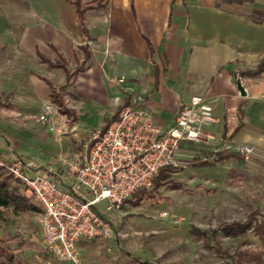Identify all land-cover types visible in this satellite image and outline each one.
Instances as JSON below:
<instances>
[{
    "label": "crops",
    "instance_id": "1",
    "mask_svg": "<svg viewBox=\"0 0 264 264\" xmlns=\"http://www.w3.org/2000/svg\"><path fill=\"white\" fill-rule=\"evenodd\" d=\"M81 4L93 7L82 16L77 0H0V161L23 162L29 175L47 173L68 188L70 164L83 161L92 131L115 119L124 102L138 97L168 127L183 102L202 94L217 118L208 129L251 145L253 154L246 161L216 151V143L183 142L182 169L209 183L264 191V72L243 74L264 55V0ZM63 85L69 111L57 108L55 116L67 122V132L34 117L54 103L52 86ZM221 153L229 155L220 159Z\"/></svg>",
    "mask_w": 264,
    "mask_h": 264
},
{
    "label": "built area",
    "instance_id": "2",
    "mask_svg": "<svg viewBox=\"0 0 264 264\" xmlns=\"http://www.w3.org/2000/svg\"><path fill=\"white\" fill-rule=\"evenodd\" d=\"M89 43L93 44L91 40ZM119 80L124 81L125 76ZM57 108L49 103L34 117L51 130L67 132V122L56 119ZM176 117L172 125L163 127L138 97L124 102L115 119L92 131L83 161L70 164L72 181L68 188L47 173L29 175L23 162L0 161L28 186L39 205L46 251L59 261L84 264L80 242L111 237L114 229L107 213L119 209L137 190L151 187L166 165L179 166L183 142L216 143V151H234L246 161L251 159V145L236 143L208 129L217 118L205 95L196 94L183 102ZM103 202L104 208H100Z\"/></svg>",
    "mask_w": 264,
    "mask_h": 264
},
{
    "label": "rangeland",
    "instance_id": "3",
    "mask_svg": "<svg viewBox=\"0 0 264 264\" xmlns=\"http://www.w3.org/2000/svg\"><path fill=\"white\" fill-rule=\"evenodd\" d=\"M189 160L188 163H191ZM161 185L142 193L140 204L132 201L108 212L114 233L109 238L80 242L84 263L91 264H223L227 255L247 248H260L253 228L244 236L228 235L222 225L246 220L259 209L264 213V191L233 182L217 185L183 170ZM13 177L29 202L39 206L28 186ZM138 199L134 195L132 199ZM104 208V202L99 204ZM2 245L15 255L13 264H63L46 251L41 238L39 209L16 212L2 208ZM217 230L214 239L204 231ZM82 261V262H83Z\"/></svg>",
    "mask_w": 264,
    "mask_h": 264
},
{
    "label": "trees",
    "instance_id": "4",
    "mask_svg": "<svg viewBox=\"0 0 264 264\" xmlns=\"http://www.w3.org/2000/svg\"><path fill=\"white\" fill-rule=\"evenodd\" d=\"M77 6L79 10L82 13V16H84L86 10L89 7H82L81 0H77ZM90 56V51L86 49L85 54V61L88 60ZM46 61L52 65V66H63V63H55L50 60ZM84 63L81 65H78L74 72L68 75V82L72 79L73 76H75L78 71L82 70L84 68ZM264 72V55L263 58H261L258 65L253 69H248L243 71V74H248L251 76H258ZM66 85L61 86L60 88H56L55 86H52L51 91V99L52 101L58 106V109L60 112L67 113L69 111V108L66 106V99L64 96V90ZM229 154L221 153L218 158L223 159L228 157ZM208 161H199L196 162L198 164L206 163ZM180 168L179 166H167L163 167L160 170V173L153 181V184L151 187L155 188L156 186L161 185V180L163 179H169L173 175L174 172L178 171ZM7 168L4 165H0V223L2 220H4V212L2 208H12L16 212H22L26 210H32V209H40L39 206H35V204H32L29 202V199L26 194L21 192V188L19 184L13 182V177L6 173ZM150 187V188H151ZM144 190H152L148 189L147 187L141 188L137 190L132 196L137 195L139 198L132 199V196L127 198L125 202L132 201L135 205L140 204L141 199L143 198L142 193ZM223 230L228 235H235V236H244L247 234L248 229L253 228L255 234L257 235L258 242L260 243V248H247L243 249L241 251H237L234 255L228 254L227 257H229L228 262H224L223 264H264V213L261 212L259 209H255L251 211L248 214V217L246 220H238L232 223H226L221 226ZM217 233V230L213 231H204L203 234L211 239H214L215 235ZM3 238L0 237V264H13L15 258V255L12 251L7 249L4 245H2Z\"/></svg>",
    "mask_w": 264,
    "mask_h": 264
},
{
    "label": "water",
    "instance_id": "5",
    "mask_svg": "<svg viewBox=\"0 0 264 264\" xmlns=\"http://www.w3.org/2000/svg\"><path fill=\"white\" fill-rule=\"evenodd\" d=\"M241 90H242V92L243 93H245V86H243L241 83H239V86H238Z\"/></svg>",
    "mask_w": 264,
    "mask_h": 264
}]
</instances>
